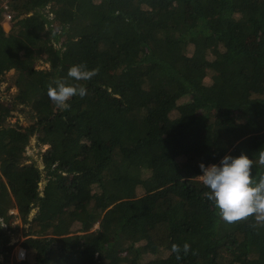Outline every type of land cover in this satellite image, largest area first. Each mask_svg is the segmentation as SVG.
<instances>
[{"label":"trees","instance_id":"obj_1","mask_svg":"<svg viewBox=\"0 0 264 264\" xmlns=\"http://www.w3.org/2000/svg\"><path fill=\"white\" fill-rule=\"evenodd\" d=\"M6 3L0 84L17 74L0 92V264H264V223L221 220L199 179L241 153L264 174V0ZM82 62L99 73L68 78ZM57 77L87 89L67 111L47 95ZM32 135L49 146L43 170L26 161ZM185 242L197 254L177 260Z\"/></svg>","mask_w":264,"mask_h":264},{"label":"clouds","instance_id":"obj_2","mask_svg":"<svg viewBox=\"0 0 264 264\" xmlns=\"http://www.w3.org/2000/svg\"><path fill=\"white\" fill-rule=\"evenodd\" d=\"M98 73V67L90 70L86 62H82L71 66L67 77L75 81H88ZM47 95L59 110L67 111L71 107L68 101L77 95L83 98L87 95V89L81 84L70 85L65 79L57 77L48 85ZM258 162L264 166V149L258 152ZM253 166L254 160L243 153L238 157L226 155L218 165H199L203 173L199 179L210 189L204 195L219 210L220 219L226 223H238L251 217H255L258 223H264V174H260L258 179L254 177ZM181 251L185 256L189 252L197 254L187 242L182 249L175 243L171 245V252L176 254L177 260L181 259Z\"/></svg>","mask_w":264,"mask_h":264},{"label":"rangeland","instance_id":"obj_3","mask_svg":"<svg viewBox=\"0 0 264 264\" xmlns=\"http://www.w3.org/2000/svg\"><path fill=\"white\" fill-rule=\"evenodd\" d=\"M8 0H0V9L3 8L5 5H7V2ZM3 18H2V25L4 27V29L8 32L11 28V24H10V20L9 18H6L5 17V13L2 14ZM19 18H24L25 15L24 14H21L18 16ZM63 39V38H62ZM37 69H48L49 68V65L48 64H45L43 62L37 64L36 66ZM17 74V70L15 68H11L10 71H8L5 76L3 77L4 80L3 82L0 84V92H1V95L4 96V99H9V96H8V93H10V91H4V88L11 82V79L15 78ZM15 90L14 87L11 88V91L13 92ZM9 123H13V124H16V123H20V125H22V128H21V131H27L31 125H32V119L31 118H25L24 115H20L18 114L17 116H14V117H11L8 119ZM18 125V124H16ZM38 138L36 135H32L31 139H30V143L29 145L27 146V151L25 153V155H29L30 157H32V159H28L26 160L28 163H30L33 159L36 161V163L39 165V167L43 170L44 168V164H43V161H42V153H44L48 148L49 146L46 145V144H43V143H38ZM48 180H47V177H46V172L43 171V174H42V181L39 182V186H40V189L43 190L47 184ZM40 183L42 185H40ZM138 191V194H143L144 191H143V188L140 186L138 187L137 189ZM41 195H43V192L41 193ZM37 211V208L33 209L31 211V214L29 216L30 220L33 218V216L35 215ZM10 213L16 215L18 213V211L16 209H12L10 211ZM14 224H19V229H15V231L13 230L12 232V238L14 241H19L21 242L22 241V233L23 231H26L27 230V227L28 225L27 224H24L22 223L20 220H16L14 221ZM78 225V224H77ZM98 225L96 224L95 228H97ZM17 243L15 249H14V257L15 259H17V254H18V251L20 249H24L20 243Z\"/></svg>","mask_w":264,"mask_h":264},{"label":"built area","instance_id":"obj_4","mask_svg":"<svg viewBox=\"0 0 264 264\" xmlns=\"http://www.w3.org/2000/svg\"><path fill=\"white\" fill-rule=\"evenodd\" d=\"M4 8H7V5H5L4 7H3V9ZM5 17L6 18H9V20L11 19V14L10 13H5ZM26 258V251L24 250V249H20L19 251H18V259L19 260H23V259H25Z\"/></svg>","mask_w":264,"mask_h":264},{"label":"water","instance_id":"obj_5","mask_svg":"<svg viewBox=\"0 0 264 264\" xmlns=\"http://www.w3.org/2000/svg\"><path fill=\"white\" fill-rule=\"evenodd\" d=\"M40 185H42V184L40 183Z\"/></svg>","mask_w":264,"mask_h":264}]
</instances>
